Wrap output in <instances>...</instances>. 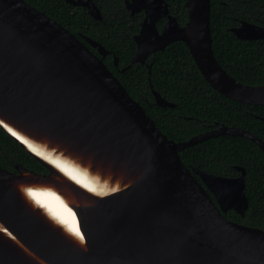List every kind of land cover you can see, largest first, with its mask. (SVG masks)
Listing matches in <instances>:
<instances>
[{"label": "water", "instance_id": "water-1", "mask_svg": "<svg viewBox=\"0 0 264 264\" xmlns=\"http://www.w3.org/2000/svg\"><path fill=\"white\" fill-rule=\"evenodd\" d=\"M87 7L91 0H66ZM181 25L165 0H126L143 11L129 64H145L155 51L181 40L208 84L247 104H264V84H245L217 60L209 26L210 0H185ZM165 20L159 29L157 23ZM239 39H264V26L242 21ZM79 37L25 0H0V126L47 170L0 165V264H264V229L229 220L248 208L245 168L238 176L188 168L179 151L213 136L264 141L246 129L217 123L175 141L169 138L106 66L108 50ZM114 65L118 59L113 55ZM151 63L148 64V67ZM155 104L174 106L155 89ZM12 130L66 155L96 185L91 192L32 152ZM58 193L78 220L79 242L30 197V187Z\"/></svg>", "mask_w": 264, "mask_h": 264}, {"label": "trees", "instance_id": "trees-1", "mask_svg": "<svg viewBox=\"0 0 264 264\" xmlns=\"http://www.w3.org/2000/svg\"><path fill=\"white\" fill-rule=\"evenodd\" d=\"M25 1L79 37L94 53L82 35L99 41L109 51L103 58L106 66L169 138L186 140L223 123L246 129L264 141V104L242 103L218 93L203 78L181 40L155 51L145 64L134 63L120 71L135 53L133 36L143 16L138 12L130 17L123 0H96L103 20L93 19L85 9L65 0ZM165 1L182 25L187 19L185 0ZM242 19L264 24V0H210L209 26L217 60L238 81L261 85L264 84V39L237 38L230 28ZM113 55L118 59L117 66ZM152 89L175 105H156ZM179 154L188 168L218 175L238 176L235 166L244 167L248 208L243 215L229 209L224 216L264 229V151L256 143L241 136L219 135L187 146ZM17 163L37 172H47L0 126V165L16 171Z\"/></svg>", "mask_w": 264, "mask_h": 264}, {"label": "bare ground", "instance_id": "bare-ground-1", "mask_svg": "<svg viewBox=\"0 0 264 264\" xmlns=\"http://www.w3.org/2000/svg\"><path fill=\"white\" fill-rule=\"evenodd\" d=\"M12 131L17 134L19 138L23 139L26 144H28L27 146H29L28 148H30L32 152L54 164V166L64 175L84 188H87L91 192L102 194L103 192L114 188L113 185H109L108 182L96 185L92 180H90L89 173L84 168H80L77 165V162L70 157L59 152H55L49 148L39 146L37 142L18 134L14 130ZM32 193H36V195L33 196ZM29 194L35 203L43 205L44 208H46L50 214L56 218V221L60 225H63L79 242H81L83 235L78 227L77 217L71 208L65 204L64 199L58 193L48 188L36 186L29 188ZM73 228L79 229V235L72 231Z\"/></svg>", "mask_w": 264, "mask_h": 264}, {"label": "flooded vegetation", "instance_id": "flooded-vegetation-1", "mask_svg": "<svg viewBox=\"0 0 264 264\" xmlns=\"http://www.w3.org/2000/svg\"><path fill=\"white\" fill-rule=\"evenodd\" d=\"M66 1V0H65ZM83 1H85V0H83ZM96 6H97V8H98V10H99V12H100V16H101V19L100 20H103V12L101 11V9H100V6H98L99 5V3L96 1V0H91ZM67 2V1H66ZM103 2H106V0H103ZM123 2H124V4H125V8H126V10L129 12V16L130 17H133L136 13H138V12H142L143 13V11H138V12H135V13H131L128 9H127V7H126V0H123ZM68 3H70V2H68ZM71 4H73V3H71ZM74 6H79V7H81L82 9H85L86 10V12L88 13V11H87V7H85V6H83V5H81V4H73ZM169 7V6H168ZM88 15H89V13H88ZM90 16V15H89ZM91 17V16H90ZM143 17H144V13H143V16H142V20H143ZM93 18V17H92ZM93 19H95V18H93ZM95 20H98V19H95ZM164 21L165 20H162V21H159L158 23H157V27L160 29L161 27H162V25H163V23H164ZM242 21H248V22H252V23H256V24H259V25H262V26H264V24H260V23H258V22H254V21H249V20H246V19H242L239 23H237V25H235V26H232L230 29H232V28H235V27H238V26H240V24H241V22ZM141 23V22H140ZM140 28V27H139ZM139 31V30H138ZM232 32V31H231ZM138 33V32H137ZM85 36V35H84ZM88 37V36H87ZM83 38V37H82ZM91 38V37H90ZM83 40L86 42V43H88L84 38H83ZM99 42V41H98ZM89 44V43H88ZM90 45V44H89ZM91 46V45H90ZM92 47V46H91ZM94 49V48H93ZM95 50V49H94ZM96 51V50H95ZM236 167V166H235ZM236 169V168H235ZM237 170V169H236ZM238 171V170H237ZM239 172V171H238Z\"/></svg>", "mask_w": 264, "mask_h": 264}, {"label": "snow or ice", "instance_id": "snow-or-ice-1", "mask_svg": "<svg viewBox=\"0 0 264 264\" xmlns=\"http://www.w3.org/2000/svg\"><path fill=\"white\" fill-rule=\"evenodd\" d=\"M32 195L35 196L36 193H32ZM72 231L75 232L77 235H79V229L78 228H73Z\"/></svg>", "mask_w": 264, "mask_h": 264}]
</instances>
